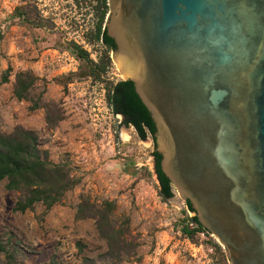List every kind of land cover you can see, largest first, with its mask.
<instances>
[{
  "label": "water",
  "instance_id": "obj_1",
  "mask_svg": "<svg viewBox=\"0 0 264 264\" xmlns=\"http://www.w3.org/2000/svg\"><path fill=\"white\" fill-rule=\"evenodd\" d=\"M109 7L118 123H146L163 191L172 182L230 264H264V0Z\"/></svg>",
  "mask_w": 264,
  "mask_h": 264
},
{
  "label": "rangeland",
  "instance_id": "obj_2",
  "mask_svg": "<svg viewBox=\"0 0 264 264\" xmlns=\"http://www.w3.org/2000/svg\"><path fill=\"white\" fill-rule=\"evenodd\" d=\"M22 5L38 9L43 27L15 17V9ZM93 5L91 0H0V131L11 132L17 125L36 130L51 158L69 162L80 180L61 204L49 210L37 204L26 213L14 211L18 192L1 182L0 235L11 230L29 249L24 264H83V256L95 257L107 246L94 220L77 219V206L83 197L98 204L112 200L114 220L122 225L129 218L130 233L138 244L137 256L121 264H207L190 254L191 246L181 231L193 216L186 201L176 189L168 201L158 194L151 136L142 140L132 125L118 123L107 104L106 83L79 77L67 81L82 63L68 49L71 41L99 60L101 44L94 47L86 40L95 22ZM8 68L10 80L4 83ZM20 71L39 77L33 97L42 96L52 115L62 114L55 127L47 124L45 108L31 111L29 101L13 95ZM107 78L123 79L114 60ZM195 238L191 240L198 242V235ZM77 241L85 244L84 252H79ZM206 242L215 247L216 264L219 243L213 238Z\"/></svg>",
  "mask_w": 264,
  "mask_h": 264
},
{
  "label": "trees",
  "instance_id": "obj_3",
  "mask_svg": "<svg viewBox=\"0 0 264 264\" xmlns=\"http://www.w3.org/2000/svg\"><path fill=\"white\" fill-rule=\"evenodd\" d=\"M76 1L80 3V0ZM91 2L94 3L95 22L93 28L86 33V40L94 47L101 44L99 60H94L90 51L83 45L71 41L68 49L82 63L78 71L68 74L67 81L79 77L90 78L93 82L106 83L107 104L115 115L114 93L117 85L126 83L127 80L113 81L107 78L113 64V45L104 41L107 16L110 11L109 0H91ZM14 15L32 27L38 28L44 25L43 18L35 7L18 6ZM10 72L11 68H8L3 74L2 81L4 83L9 82ZM38 79L39 77L31 71L18 72L13 86V95L19 101H29L31 111L45 108L47 124L55 127L63 119V116L59 112L52 115L51 105L43 102L42 96L33 97V89ZM125 124L132 125L142 140L151 136L154 143L155 161L154 135L146 123L141 121L143 134L139 133L134 123L127 122ZM43 145L44 141L36 130L22 125H17L11 132L0 131V183L5 181L8 190L18 192L14 211L26 213L35 209L37 204H43L45 209L49 210L53 206L61 204L66 194L80 183L73 173V166L67 161L55 162L51 158L49 149L44 148ZM158 188V194L164 201L175 196L172 182L169 183L171 192L169 195L165 194L160 182ZM186 204L188 206L187 201ZM115 209L116 204L112 200H105L98 204L83 197L79 202L76 212L77 219L94 220L99 237L106 242L107 246L105 252L95 257L83 256V264H121L137 256L138 244L130 233V220L126 218L122 225H118L113 218ZM189 220L191 223H186L181 231L183 235L196 241L195 237L200 231L208 230L193 216ZM76 246L79 252H84L85 244L82 241H77ZM216 249L219 254L216 264H230L223 247L217 244ZM28 254L29 249L13 231L6 230L0 235V264H24Z\"/></svg>",
  "mask_w": 264,
  "mask_h": 264
},
{
  "label": "built area",
  "instance_id": "obj_4",
  "mask_svg": "<svg viewBox=\"0 0 264 264\" xmlns=\"http://www.w3.org/2000/svg\"><path fill=\"white\" fill-rule=\"evenodd\" d=\"M199 241L193 242L189 237H186V240L188 241V244H190V254L193 257L199 256L200 259L207 260V264H214V252L215 247L212 244H209L206 242L210 238H213L216 242L218 240L215 236H213L209 231H200L198 234ZM219 243V242H218Z\"/></svg>",
  "mask_w": 264,
  "mask_h": 264
},
{
  "label": "bare ground",
  "instance_id": "obj_5",
  "mask_svg": "<svg viewBox=\"0 0 264 264\" xmlns=\"http://www.w3.org/2000/svg\"><path fill=\"white\" fill-rule=\"evenodd\" d=\"M120 70V69H119ZM120 73H121V76L123 77V78H125V76L123 75V73L121 72V70H120Z\"/></svg>",
  "mask_w": 264,
  "mask_h": 264
},
{
  "label": "crops",
  "instance_id": "obj_6",
  "mask_svg": "<svg viewBox=\"0 0 264 264\" xmlns=\"http://www.w3.org/2000/svg\"><path fill=\"white\" fill-rule=\"evenodd\" d=\"M165 249H166V248H165ZM165 249H163V250H165ZM163 250H162V251H163ZM165 255L169 256V253L167 252V253H165Z\"/></svg>",
  "mask_w": 264,
  "mask_h": 264
}]
</instances>
